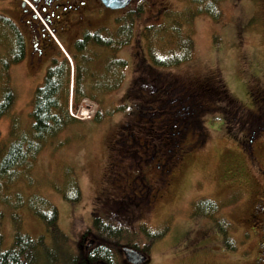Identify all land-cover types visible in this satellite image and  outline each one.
I'll use <instances>...</instances> for the list:
<instances>
[{
    "label": "rangeland",
    "instance_id": "rangeland-1",
    "mask_svg": "<svg viewBox=\"0 0 264 264\" xmlns=\"http://www.w3.org/2000/svg\"><path fill=\"white\" fill-rule=\"evenodd\" d=\"M138 5L143 7V14L135 37L116 53L128 62L121 87L103 94L95 92L100 105L89 102L79 110L70 109L78 120L46 144L29 175L21 174L9 186L8 195L19 190L48 197L59 209L60 228L71 238L75 234L73 223L91 226L94 216L124 227L120 264H132L125 258L124 247L143 251L147 241L143 228L161 235L140 264H264V0H222L218 22L205 14L193 16L187 29L194 41L191 59L170 68L152 65L141 30L166 22L167 13L187 12L189 6L183 0H131L117 9L98 5L81 24L71 23L58 33L34 0H0V14L12 19L26 40L25 58L13 63L7 75L0 66V96L5 79L15 96L13 106L0 120V153L12 139L13 125L21 129L29 126L35 91L43 83L52 58L65 55L63 51L71 58L74 43L85 29H113L117 16ZM2 28L0 32H6ZM43 32L52 37L53 48L42 59L34 41H40ZM99 52L107 57L106 51ZM6 57H10L9 49L0 41V60ZM103 57L95 61L94 68H103ZM172 80L169 87H177L173 99L185 100L183 91L191 89L193 83L198 87L207 83L213 88L214 99L203 98L210 110L201 116L200 131L187 128L183 136H174V145L166 134L158 135L161 130L157 128L148 131L149 137L141 130H128L136 135V142L145 136L153 144L146 154L132 143L119 159L115 147L117 138L120 148L125 141L127 131L123 128H131L136 122L143 127L152 123L143 114L146 109L137 117L136 100L152 109L149 106L155 93ZM73 92L71 87L70 95ZM98 106L111 113L93 121ZM172 109L171 102L160 115L167 116ZM155 147L159 153L153 160ZM164 159L166 164L158 166ZM69 167L81 189V199L76 203L67 201L57 189L65 185ZM130 173L134 177L128 181H134L135 190L131 183L124 186ZM160 177L165 179V186ZM203 201L218 206L213 215L222 224H226L224 219L229 222V236L218 229L217 218L214 221L199 215L197 202ZM0 210L5 248L12 245L16 228L34 237L44 234L52 245L44 222L29 208L16 211L0 202ZM14 216L20 219L18 224ZM93 243V237L89 238L86 248Z\"/></svg>",
    "mask_w": 264,
    "mask_h": 264
},
{
    "label": "trees",
    "instance_id": "trees-1",
    "mask_svg": "<svg viewBox=\"0 0 264 264\" xmlns=\"http://www.w3.org/2000/svg\"><path fill=\"white\" fill-rule=\"evenodd\" d=\"M183 1L188 3L189 10L187 12L167 13L165 15L166 22L149 24L141 30V36L154 67H176L191 59L194 41L187 29L193 16L205 14L216 22L221 19L220 4L222 0ZM142 14L143 7L138 5L127 13L117 16L116 26L113 29L105 26L95 30L85 29L74 43L71 61L62 53L60 56L52 58L43 83L35 91L29 126L26 129H21L16 124L13 125L12 139L0 153V202L6 206L9 205L16 211L24 206L29 208L44 222L51 235L52 245L47 242V237L44 234L34 237L21 231L20 228H16L12 245L5 248L4 237L0 233V264H120L119 260L124 246L122 238L126 232L124 227L94 216L91 226L79 223V221L73 223L75 234L71 238L60 228L59 209L48 197L36 193L24 194L19 190L14 192V195H8V188L21 178V174L29 175L34 162L46 144L78 120L71 114V108L79 110L81 105L86 106L89 102L100 105L101 101L95 97V92L103 94L121 87L128 62L125 58L116 56V53L132 43ZM0 27L6 31L0 32V41L6 44L10 52V57L0 60L4 75H7L13 63L25 58L26 40L13 20L2 14H0ZM99 49L106 51L107 57H103ZM101 56L104 60L100 67L103 68H94L95 61ZM171 83L174 81H168V84L165 82L158 93H155L151 99L154 102L149 106L152 109L145 105L141 106L140 99L135 102L138 108L137 117H141V112L146 109L143 114H146L149 121L152 122L151 126L143 127L136 122L135 125L130 124L131 128H123L127 131L126 136L124 135L125 141L134 143L143 152L150 150L141 147L144 141H148L147 138L141 136L142 141L136 142V135L129 134L128 130L135 128L138 131L141 130L143 134L147 133L146 135L149 137L148 131L152 127L157 128L161 130L158 135L166 134L165 138L177 145L174 143V136H183L185 126L186 130L191 128L200 131L201 116L210 110L204 105V97L200 94L203 84L198 87L193 83L191 89L187 90L186 88L183 92L187 94V98L181 100L173 99V92L177 87L170 88ZM71 87L74 91L72 96L70 95ZM179 88L184 87L179 86ZM212 95L207 96L206 99L213 100ZM14 99V92L10 89L7 79L3 80L0 96V120L11 109ZM182 101L187 102L182 104ZM171 102L174 109L167 116L162 117L160 112L165 110V107ZM174 102L181 103L174 105ZM122 108L121 106L117 109L121 110ZM107 113H111V111H103L101 106H98L92 119L101 121ZM158 117H160L159 120ZM150 138L153 140L156 137L150 136ZM119 140L120 138H117L115 154L119 159H122L123 150L118 146ZM170 145H167L169 151ZM126 148L128 149L129 145ZM175 149L177 153L180 152L179 148ZM64 182H66L65 185L57 186L58 191L70 203L79 201L81 189L77 179L72 177L70 167L65 170ZM206 203L210 205H205ZM200 204H198L199 214L213 217L215 221L217 217L213 214L217 211L218 206L213 201H203ZM213 204L216 206L215 209ZM2 217V210H0V219ZM14 220L16 224L20 221L16 216H14ZM217 221L218 229L229 236V222L224 219L226 224H222L221 219L218 218ZM143 229L147 236L143 251L148 254L151 252L155 238L161 234ZM92 237L93 245L86 248L87 240Z\"/></svg>",
    "mask_w": 264,
    "mask_h": 264
},
{
    "label": "flooded vegetation",
    "instance_id": "flooded-vegetation-1",
    "mask_svg": "<svg viewBox=\"0 0 264 264\" xmlns=\"http://www.w3.org/2000/svg\"><path fill=\"white\" fill-rule=\"evenodd\" d=\"M36 4L38 5L41 13L46 17V19L49 21V23L53 26L54 30L58 33L60 31H65L68 29V26L72 24H81L79 22L84 21L85 18L88 17V15H91L94 13L99 6H104L101 0H34ZM91 13V14H90ZM26 14V13H25ZM31 22V20H30ZM60 25V27H54L55 25ZM63 28L64 30H61ZM52 42L51 38L48 37V34L43 32L41 34L40 41H34V46L37 48L38 53L40 57L44 58V53L49 52L53 48V46L50 44ZM33 46V47H34ZM41 60V59H39ZM200 94L202 97H207L209 95L214 94L213 88L206 83L205 86H203V90H200ZM205 101V100H204ZM182 113V112H181ZM186 127V126H185ZM184 127V130H186ZM132 142L125 141L121 143L120 145L122 150H126L128 145H131ZM153 144L152 141H144V143L141 145L142 148L150 149L151 145ZM149 151H146V154ZM145 153V152H144ZM159 153V149L157 147L154 148V154H152V159H155V154ZM167 159H164L163 161L158 162V166H162L163 164H166ZM171 167V166H170ZM161 175H163L161 170ZM128 178L124 184L129 186L132 190H135L136 188H133L132 183H134L133 180H129V178L134 177L131 173L128 174ZM163 180V183L161 185L165 186V179L161 178ZM161 180V181H162ZM128 181V183H127ZM148 183H145V186H148ZM123 186V187H124ZM137 186V185H136ZM136 197H139V192L135 191ZM197 204H200V202H197ZM201 205V204H200ZM200 212V211H199Z\"/></svg>",
    "mask_w": 264,
    "mask_h": 264
},
{
    "label": "water",
    "instance_id": "water-1",
    "mask_svg": "<svg viewBox=\"0 0 264 264\" xmlns=\"http://www.w3.org/2000/svg\"><path fill=\"white\" fill-rule=\"evenodd\" d=\"M102 3L111 9L123 8L130 3L131 0H101ZM24 5V4H23ZM123 252L126 259L133 264L144 263L147 260V256L136 249L130 247H124Z\"/></svg>",
    "mask_w": 264,
    "mask_h": 264
}]
</instances>
